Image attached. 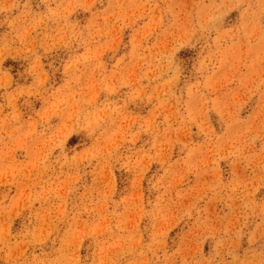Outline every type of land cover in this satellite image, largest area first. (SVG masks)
<instances>
[{
	"label": "rangeland",
	"instance_id": "obj_1",
	"mask_svg": "<svg viewBox=\"0 0 264 264\" xmlns=\"http://www.w3.org/2000/svg\"><path fill=\"white\" fill-rule=\"evenodd\" d=\"M0 264H264V0H0Z\"/></svg>",
	"mask_w": 264,
	"mask_h": 264
}]
</instances>
